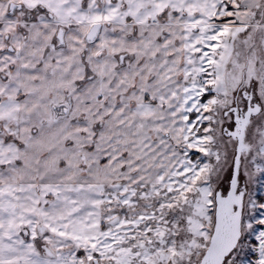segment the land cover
I'll return each mask as SVG.
<instances>
[{
  "label": "crops",
  "instance_id": "0c3cea01",
  "mask_svg": "<svg viewBox=\"0 0 264 264\" xmlns=\"http://www.w3.org/2000/svg\"><path fill=\"white\" fill-rule=\"evenodd\" d=\"M263 4L0 0V248L8 263L21 186L75 185L82 168L94 170L89 184L124 177L121 156L140 135L160 147L162 136L176 135L190 90L202 88L190 74L217 62L223 28L248 25ZM103 165L115 172L95 181Z\"/></svg>",
  "mask_w": 264,
  "mask_h": 264
},
{
  "label": "rangeland",
  "instance_id": "374dc122",
  "mask_svg": "<svg viewBox=\"0 0 264 264\" xmlns=\"http://www.w3.org/2000/svg\"><path fill=\"white\" fill-rule=\"evenodd\" d=\"M252 18L223 28L211 55L217 62L203 60L190 74L202 88L190 90L176 135L162 136L161 147L140 135V146L121 156L124 177L89 184L94 170L82 168L75 185L21 186L14 264H199L214 230L216 192L226 195L232 178L237 124L229 111L237 92L240 106L252 95L262 111L245 133L242 237L225 264H264V4ZM104 166L95 181L115 172ZM3 251L0 264H10Z\"/></svg>",
  "mask_w": 264,
  "mask_h": 264
},
{
  "label": "water",
  "instance_id": "95a60500",
  "mask_svg": "<svg viewBox=\"0 0 264 264\" xmlns=\"http://www.w3.org/2000/svg\"><path fill=\"white\" fill-rule=\"evenodd\" d=\"M99 29V25H95L89 34L88 40H94ZM58 38L62 42L61 32ZM261 111V105L258 103L254 104L252 108L248 109L241 121H236L237 126L230 133V136L237 140L232 178L229 182V190L226 195H224L222 190L216 192L214 230L209 247L199 264H225L237 248L242 237V216L246 189L244 187L240 188V170L242 155L245 150L244 138L249 123Z\"/></svg>",
  "mask_w": 264,
  "mask_h": 264
},
{
  "label": "flooded vegetation",
  "instance_id": "af4514ba",
  "mask_svg": "<svg viewBox=\"0 0 264 264\" xmlns=\"http://www.w3.org/2000/svg\"><path fill=\"white\" fill-rule=\"evenodd\" d=\"M17 6L16 4H12L11 7H10V12L12 13L13 12V8ZM16 8V7H15ZM239 92H237V96L235 97V103H234V106L231 107L229 113H231L233 115V122H235L236 124V121H241V119L245 116V113L248 111L249 108H252L254 106V104H256L253 100V97L252 95L251 96H248L247 97V106L246 108L240 106L239 102H238V96H239ZM242 96L245 97L246 95V92L243 91L242 93Z\"/></svg>",
  "mask_w": 264,
  "mask_h": 264
},
{
  "label": "built area",
  "instance_id": "2783aa9c",
  "mask_svg": "<svg viewBox=\"0 0 264 264\" xmlns=\"http://www.w3.org/2000/svg\"><path fill=\"white\" fill-rule=\"evenodd\" d=\"M200 84L201 85H204L205 84L204 79H202V78L200 79Z\"/></svg>",
  "mask_w": 264,
  "mask_h": 264
}]
</instances>
